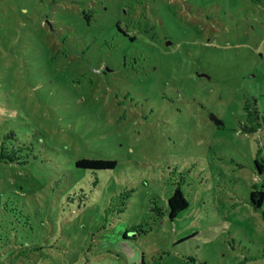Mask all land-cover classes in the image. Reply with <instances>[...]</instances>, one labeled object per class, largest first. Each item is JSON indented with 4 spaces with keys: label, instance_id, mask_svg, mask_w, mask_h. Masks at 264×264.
Returning <instances> with one entry per match:
<instances>
[{
    "label": "rangeland",
    "instance_id": "374dc122",
    "mask_svg": "<svg viewBox=\"0 0 264 264\" xmlns=\"http://www.w3.org/2000/svg\"><path fill=\"white\" fill-rule=\"evenodd\" d=\"M254 100L264 0H0V264H264Z\"/></svg>",
    "mask_w": 264,
    "mask_h": 264
},
{
    "label": "trees",
    "instance_id": "16d2710c",
    "mask_svg": "<svg viewBox=\"0 0 264 264\" xmlns=\"http://www.w3.org/2000/svg\"><path fill=\"white\" fill-rule=\"evenodd\" d=\"M133 20H127L126 23L121 21L116 22V34H121L122 37L128 39L129 41L135 43L138 39V34L143 32L142 21L136 22L135 29L130 27ZM130 27V28H129ZM136 28H139L136 30ZM166 39V38H165ZM254 111L248 112L249 125L245 126L247 132L255 131L257 128L261 127L264 124V111L260 113L257 108V101H253ZM249 109V105H247ZM259 173H263L264 170V158L260 161L258 158L255 160ZM78 167L90 168V169H110L115 167L116 160L114 159H102V158H81L76 161ZM250 201L257 208H261L264 204V185L255 184L250 193ZM188 205L186 198L184 197L180 188H176L174 193L169 198V214L171 217H175L181 210L185 209Z\"/></svg>",
    "mask_w": 264,
    "mask_h": 264
},
{
    "label": "water",
    "instance_id": "95a60500",
    "mask_svg": "<svg viewBox=\"0 0 264 264\" xmlns=\"http://www.w3.org/2000/svg\"><path fill=\"white\" fill-rule=\"evenodd\" d=\"M170 42H168V44H169ZM210 117H211V119H213L215 122H216V124H219V123H221L222 121L214 114V113H211L210 114Z\"/></svg>",
    "mask_w": 264,
    "mask_h": 264
}]
</instances>
